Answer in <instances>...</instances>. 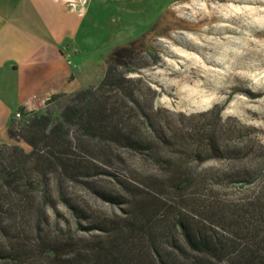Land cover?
Returning a JSON list of instances; mask_svg holds the SVG:
<instances>
[{
  "label": "rangeland",
  "instance_id": "obj_1",
  "mask_svg": "<svg viewBox=\"0 0 264 264\" xmlns=\"http://www.w3.org/2000/svg\"><path fill=\"white\" fill-rule=\"evenodd\" d=\"M89 3L88 31L79 36L80 54L72 60L83 59L97 85L112 52L134 44L136 50L126 61L137 65L126 76L131 79L126 92L135 93L152 125L135 118L117 126L107 121L95 128L99 138L92 145L77 150L90 159L82 174L63 182L49 174L50 198L43 197V186L33 192L24 218L23 250L34 255L24 264H115L118 252L128 253L123 257L127 264H147L150 257L133 251L148 250V237L155 243L163 239V245H157L164 256L178 254L182 231L170 221L184 214L204 222L210 202L218 205L220 200L228 206L243 205L261 226L247 239L216 228V237L224 243L221 250L232 247L240 252L243 245L259 242L263 247L264 0ZM119 96L131 116L136 106L124 94ZM62 103L48 102L43 111L59 116ZM23 126V114L10 125L17 133ZM11 139L9 145L31 150L25 140ZM176 181L185 182L181 186ZM60 182L67 203L60 198ZM143 197L161 218L158 230L144 226L132 247L128 240L134 232L115 245L116 238L130 233L122 226L126 219H137L132 217L135 211L138 217L144 215L145 203L137 205ZM11 243L0 236V264H19ZM46 243L55 248L48 261L36 252ZM233 255L224 262L235 261Z\"/></svg>",
  "mask_w": 264,
  "mask_h": 264
},
{
  "label": "trees",
  "instance_id": "obj_2",
  "mask_svg": "<svg viewBox=\"0 0 264 264\" xmlns=\"http://www.w3.org/2000/svg\"><path fill=\"white\" fill-rule=\"evenodd\" d=\"M135 50V45L131 43L114 50L108 60L104 77L99 84L68 95H53L48 102L57 99L63 101L59 116H54L49 109L32 112L21 110L24 117L23 132L17 133L11 127L9 128L11 138H21L31 146V150L27 152L17 145L6 143L0 145V236L7 239L8 242L14 241L9 246L14 260L19 264L27 263L29 258L34 256L32 255L33 251L23 250L26 246V244L23 245L24 240H21L25 232L24 218L34 197L33 192L43 186V197L50 198L49 174H57L58 180L62 182L72 180L76 174H82L81 170L87 167L85 163L90 162V159L88 154L84 158L85 153H77V150L80 149V152H83L85 145H92L91 142L99 138L97 136L99 131H96L95 128L107 121L112 123L111 125L117 126L122 121L126 122L131 120L130 118H135L137 123H144L147 127L152 125L149 112L140 105L135 93L133 91L126 92L125 84L131 81L126 76L135 72L134 67L136 68L137 65L135 64L137 61H126V59L130 58ZM121 94H124L126 99L136 106L135 109L130 110L132 111L131 116L122 107L125 103L122 102V99L120 100L121 96L119 95ZM91 154L89 156L96 160L95 153L91 152ZM183 182L185 181L178 183L176 181L175 183L182 186ZM59 187L62 192L60 198L67 203L61 182ZM174 191L179 192V189L176 188ZM142 200L137 205L145 203L144 215L138 217V212H132L134 214L132 217L135 216L137 219L128 218L122 224L123 229L130 233L116 238L115 245L120 246L125 239L128 240L131 232H134V236L128 240L132 247L135 242L141 239L144 226L148 231L150 229L158 230V221L161 218L158 219L154 212L152 213L149 200V202L145 201L144 197ZM221 201L218 205L210 202V206L205 209L208 216L202 219L204 222L195 217L184 216V214L179 221H170L175 225V228L179 227L182 231V247L178 246V248L172 244L180 249L181 253L169 252L165 257L158 248V245H163V239L155 243L151 237L147 239L148 250L136 248L133 253L138 256L144 254L150 257L147 264H157V262L158 264H264L262 242L247 247L243 245L244 250L240 252L231 249L232 247L221 250L224 243L219 240V237H216L217 229H223L229 233L235 232L236 237L241 235L244 239H247L251 234L254 236L261 230L256 214L250 213L243 205L231 204V206L233 205L231 207L222 204ZM149 208L150 212L146 213ZM171 208L172 212L176 210V206ZM145 216L147 217L145 218ZM210 224L213 226L210 227ZM138 231L139 233H137ZM136 233L137 236H135ZM36 250L37 257H45L47 261L55 253V248L48 243ZM231 254H234L235 261L224 262ZM125 256H128L127 252H118L115 264H127L123 258Z\"/></svg>",
  "mask_w": 264,
  "mask_h": 264
},
{
  "label": "crops",
  "instance_id": "obj_3",
  "mask_svg": "<svg viewBox=\"0 0 264 264\" xmlns=\"http://www.w3.org/2000/svg\"><path fill=\"white\" fill-rule=\"evenodd\" d=\"M89 2L0 0V145L12 143L16 113L43 111L53 95L96 84L84 60H72Z\"/></svg>",
  "mask_w": 264,
  "mask_h": 264
},
{
  "label": "bare ground",
  "instance_id": "obj_4",
  "mask_svg": "<svg viewBox=\"0 0 264 264\" xmlns=\"http://www.w3.org/2000/svg\"><path fill=\"white\" fill-rule=\"evenodd\" d=\"M220 3V2H219ZM215 4H216V1H215ZM231 5V4H230ZM242 5V4H241ZM226 6V5H225ZM189 8V7H188ZM217 8H219V7H217ZM228 8V7H227ZM226 8V9H227ZM230 9V8H229ZM258 9V8H257ZM235 11V10H234ZM240 11V10H239ZM242 11V10H241ZM234 13V12H233ZM235 14H236V12H235ZM255 14V13H254ZM227 16V15H226ZM230 18V17H229ZM247 37V36H246ZM247 40V39H246ZM250 41V40H249ZM260 41V40H259ZM252 45H254V44H252ZM260 45V44H259ZM256 47V46H255ZM258 47V46H257ZM258 49V48H257Z\"/></svg>",
  "mask_w": 264,
  "mask_h": 264
},
{
  "label": "built area",
  "instance_id": "obj_5",
  "mask_svg": "<svg viewBox=\"0 0 264 264\" xmlns=\"http://www.w3.org/2000/svg\"><path fill=\"white\" fill-rule=\"evenodd\" d=\"M69 63H71V61H69ZM16 117L17 118L21 117V112L16 113Z\"/></svg>",
  "mask_w": 264,
  "mask_h": 264
}]
</instances>
